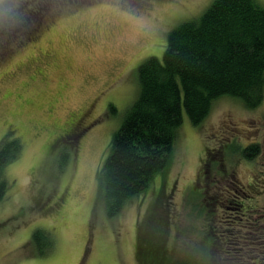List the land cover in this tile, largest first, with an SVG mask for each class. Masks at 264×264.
Listing matches in <instances>:
<instances>
[{
  "label": "rangeland",
  "instance_id": "1",
  "mask_svg": "<svg viewBox=\"0 0 264 264\" xmlns=\"http://www.w3.org/2000/svg\"><path fill=\"white\" fill-rule=\"evenodd\" d=\"M213 1L0 0V144L23 145L5 170L0 264H264V99L247 108L223 96L199 124L184 109L149 187L113 217L99 196L138 66L162 59L169 33ZM37 229L52 239L48 254Z\"/></svg>",
  "mask_w": 264,
  "mask_h": 264
},
{
  "label": "trees",
  "instance_id": "2",
  "mask_svg": "<svg viewBox=\"0 0 264 264\" xmlns=\"http://www.w3.org/2000/svg\"><path fill=\"white\" fill-rule=\"evenodd\" d=\"M138 77V98L114 133L98 171L99 196L110 217L119 214L167 167L184 109L192 123L199 124L223 96H232L247 108L262 103L264 6L257 0H214L200 17L169 33L163 58H146L138 66ZM22 147L20 139L11 136L0 144V200L8 193L6 167L20 156ZM239 149L237 145L234 151ZM259 151L257 143L241 150L249 159ZM32 241L40 255L48 254L54 245L43 229L33 232Z\"/></svg>",
  "mask_w": 264,
  "mask_h": 264
},
{
  "label": "flooded vegetation",
  "instance_id": "3",
  "mask_svg": "<svg viewBox=\"0 0 264 264\" xmlns=\"http://www.w3.org/2000/svg\"><path fill=\"white\" fill-rule=\"evenodd\" d=\"M139 4H140V7H142V6H144V2L146 1V0H136ZM144 1V2H143ZM145 7V6H144Z\"/></svg>",
  "mask_w": 264,
  "mask_h": 264
},
{
  "label": "bare ground",
  "instance_id": "4",
  "mask_svg": "<svg viewBox=\"0 0 264 264\" xmlns=\"http://www.w3.org/2000/svg\"><path fill=\"white\" fill-rule=\"evenodd\" d=\"M210 112V111H209ZM210 115V114H209ZM175 151V150H174Z\"/></svg>",
  "mask_w": 264,
  "mask_h": 264
}]
</instances>
